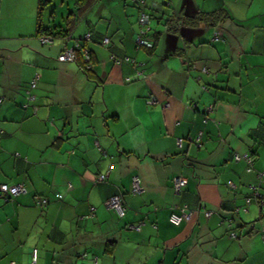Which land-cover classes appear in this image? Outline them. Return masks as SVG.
<instances>
[{
  "label": "crops",
  "instance_id": "0c3cea01",
  "mask_svg": "<svg viewBox=\"0 0 264 264\" xmlns=\"http://www.w3.org/2000/svg\"><path fill=\"white\" fill-rule=\"evenodd\" d=\"M69 1L43 5L42 26L64 34ZM136 1L91 0L41 43L39 0H0V183L25 188L0 194V264H264V205L243 197L264 195V0H142L150 49Z\"/></svg>",
  "mask_w": 264,
  "mask_h": 264
},
{
  "label": "built area",
  "instance_id": "2783aa9c",
  "mask_svg": "<svg viewBox=\"0 0 264 264\" xmlns=\"http://www.w3.org/2000/svg\"><path fill=\"white\" fill-rule=\"evenodd\" d=\"M136 5L138 7L139 13L136 19V23L139 26L138 32L135 35V45L138 47H144L146 49L150 48L152 46V42L150 40H148L147 38H145V34H146V30H149V27L147 26L148 21H149V17L147 13L143 12V5H142V0H137L136 1ZM151 8H153L155 11H159L160 7L158 5H156L155 3L151 4L150 6ZM215 33H213V37H214ZM83 40H86L88 38V33L83 35ZM50 40L49 37L47 36H39V41L41 43L44 42H48ZM77 40H81V37H79L78 39L75 40V42H77ZM107 42V38L103 37L100 40L101 44H105ZM75 46V45H74ZM73 49L72 47L69 48H65L58 56H57V60L62 61V60H70L73 59ZM82 58H83V62H87L88 57H87V53L85 50L82 51ZM124 61H127L128 59L123 57ZM115 62H118L119 59H115ZM129 63H133L132 60ZM34 80L32 79L30 82V87H32L34 85ZM176 143L179 145L180 144V139H176ZM242 159H244V161L246 162V167L247 170H249L251 168V159L250 156L247 155H242L241 156ZM257 179L260 181L261 179H264V173L262 174H257ZM104 176L103 175H98L96 177V180H103ZM229 183V182H227ZM183 186V180L181 179L180 176H173L171 177V188L173 193H177L179 191V189ZM254 188V187H252ZM138 179L133 176L131 177V188L130 191L132 193L137 192L138 191ZM255 189H253V193H252V200L256 201L259 198V195L257 193H255ZM25 193V188L21 185V184H13V185H7L4 183H0V194H4L5 197L8 198H12L15 197L19 194H23ZM55 198L59 197V194H54L53 195ZM35 204L39 205V206H44L47 202V197H35ZM260 199V198H259ZM264 199V198H262ZM246 202H250V199L246 198L245 199ZM104 205L111 209L115 215L117 216H122L123 215V210L124 207L122 205L121 199H120V195L119 194H114L112 196H110L109 198H107L104 202ZM203 214L206 216L208 214V212H203ZM191 217V212L190 210H186L185 209V205H182L178 208V213H175L173 211H171L168 214V221L172 224V225H177L181 220H185L188 221ZM130 228L133 229H137V225H129ZM230 237L234 236V232L231 231L228 234ZM264 238V237H263ZM28 264H36L35 263V254L34 251H31L30 253V260Z\"/></svg>",
  "mask_w": 264,
  "mask_h": 264
},
{
  "label": "trees",
  "instance_id": "16d2710c",
  "mask_svg": "<svg viewBox=\"0 0 264 264\" xmlns=\"http://www.w3.org/2000/svg\"><path fill=\"white\" fill-rule=\"evenodd\" d=\"M49 2V0H44V1H41V0H39V7H38V11H37V17H36V27H35V33L38 35V36H41V35H43V36H47V37H49V38H51V37H53L54 35H61V36H64L66 33V31H68L70 28H72V26H74L73 24L75 23V21L78 19V17L80 16V14H81V12H83L85 9H86V7L90 4V2H91V0H75V3H76V5H77V8H76V10H75V12L74 13H70V18H69V16H67L66 18H65V32H64V34L62 33V32H60V31H55V32H53V31H51L49 28H47V27H44V26H42V24H41V22H40V15H41V11H40V9H41V7L43 6V5H45V4H47ZM149 9V11H151V12H153V11H155L153 8H151V7H149L148 8ZM137 11H138V9H137ZM137 13H139V11L137 12ZM138 16V15H137ZM201 17L202 16H204V15H200ZM206 16H208V14H206ZM148 17L149 18H153V17H151L150 16V14H148ZM71 24V25H70ZM57 28H59V27H53V29L52 30H54V29H57ZM151 36H152V38L155 36V32L153 33H151ZM152 46H153V44H152ZM152 46L150 47V48H152ZM142 48H144V47H142ZM150 48H148V49H150ZM144 49H146V48H144ZM77 51H79V50H76V49H73V59H75L74 57H75V54H74V52H77ZM79 67L81 68V70H82V72L84 73V75L86 76V77H88L89 78V74H88V69H89V67H86L83 63H82V61H80L79 62ZM263 181H264V179H263ZM227 182H229V183H227ZM226 186H228V187H231V183H230V181H226ZM253 193V192H252ZM252 193L251 194H247V195H244L243 197L246 199V198H248V199H250V202L252 201V202H256V204L257 205H264V199H262V198H264V195H262V194H260V193H258V195H259V198L256 200V201H253L251 198H252ZM264 214V213H263ZM260 227V226H259ZM251 227H250V225H249V229H250ZM261 229L259 230V229H255L256 230V232H258L259 233V236H263L264 237V227H260ZM251 230V229H250ZM234 232V236H236V233H235V231H233ZM233 236V237H234ZM260 237V238H261ZM263 240H264V238H263Z\"/></svg>",
  "mask_w": 264,
  "mask_h": 264
},
{
  "label": "rangeland",
  "instance_id": "374dc122",
  "mask_svg": "<svg viewBox=\"0 0 264 264\" xmlns=\"http://www.w3.org/2000/svg\"><path fill=\"white\" fill-rule=\"evenodd\" d=\"M68 2H70L69 0H67ZM72 1V0H71ZM54 2L56 3V4H58V2H59V0H53V2L51 3L52 5H54ZM62 7H64L63 5H62ZM149 22H151V24H154V21H153V19L152 18H150V20H149ZM155 26V25H154ZM75 30V29H74ZM73 30V31H74ZM72 31V32H73ZM133 60V59H132ZM130 65H133V66H135L136 68H137V65H140L141 64V62H139V61H134L133 60V63H129ZM256 224L258 223V221H256L255 222Z\"/></svg>",
  "mask_w": 264,
  "mask_h": 264
}]
</instances>
